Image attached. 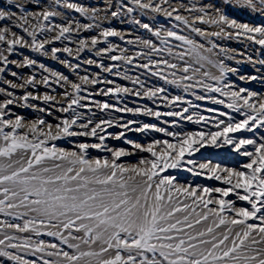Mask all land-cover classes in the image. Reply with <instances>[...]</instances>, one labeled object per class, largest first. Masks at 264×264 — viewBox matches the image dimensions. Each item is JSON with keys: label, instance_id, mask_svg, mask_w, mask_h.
<instances>
[{"label": "snow or ice", "instance_id": "1", "mask_svg": "<svg viewBox=\"0 0 264 264\" xmlns=\"http://www.w3.org/2000/svg\"><path fill=\"white\" fill-rule=\"evenodd\" d=\"M155 13L175 22L168 27L142 19ZM240 13L264 17V0L0 3V83L7 85L0 87V264H264V75L240 74L226 61L239 65L238 56L252 57L214 39L247 38L264 46V23L244 21ZM113 20H127L150 36L126 35L110 26ZM181 24L202 39L183 34ZM21 48L51 57L75 78ZM17 52L22 58L10 60ZM105 56L144 71L130 75L120 64H106ZM152 76L163 83H150ZM237 80H259L261 89ZM39 85L50 91L41 93ZM169 85L184 94H173ZM128 94L155 106L108 99ZM164 105L169 110L162 111ZM14 106L38 114L29 118ZM93 107L156 122L111 111L97 118ZM113 125L122 130L109 131ZM132 131L141 138L125 135ZM108 137L128 147H110ZM61 139L71 146H60ZM184 172L223 186L186 180Z\"/></svg>", "mask_w": 264, "mask_h": 264}, {"label": "rangeland", "instance_id": "2", "mask_svg": "<svg viewBox=\"0 0 264 264\" xmlns=\"http://www.w3.org/2000/svg\"><path fill=\"white\" fill-rule=\"evenodd\" d=\"M75 2L83 3L85 6H93V5H101L103 0H75ZM113 2L115 3V0H113ZM173 2H175V0H173ZM0 3H3V0H0ZM184 3H188V0H184ZM71 15L73 17L80 19L81 22H85V23L90 22L87 20V18L81 16L80 13L75 12V10H71ZM150 18H154L156 21H158L160 23H165L166 26H168V27H171L172 23L175 22L174 18L165 17L163 15V13L152 14V17H149L147 15L142 17V19H144L146 22ZM238 18H242L244 21H248V22L264 23V17H262L259 13H254V14L253 13H240V14H238ZM105 26H109V23L105 22ZM110 26H114V27H117L118 29L124 30L126 35H131L133 38L136 35L146 36V37L150 36L149 33L145 32L143 29L138 28V26H135V25L129 23L127 20H125L124 23H120L117 20H113V21H111ZM180 28H181V31L183 34H188L190 37H193V38L198 39V40L202 39L198 34L191 32V30L187 29L186 26H184L183 24L180 25ZM130 30H133V31H130ZM83 34L91 35V34H95V33L87 32V33H83ZM152 38L155 39V37H152ZM109 39L113 40L114 42H116L122 46L126 44L125 41L120 40L118 37H110ZM171 39H172L173 44L178 43L177 41H175L174 38H171ZM214 39L216 40L217 43H221L222 45H226L230 48L238 49V50H240V51H242V52H244L247 55L252 57V61H247L243 56H238V60L242 61V63H240L239 65H237V61H235V60L226 61V63H229L230 65H232L234 67H238L240 74L249 73V74H256L257 76L264 75V64H261V61H264V46H261L255 42H253V41H249V40H247V38H241L240 40H237L234 38L230 39V38H225V37H215ZM54 45L58 46V47L62 46L60 44V42H54ZM72 47L75 48V44H73ZM177 50L179 51L180 49H177ZM20 52H23L24 55H29L30 57H32L34 59L45 62L49 67L56 69L58 71H62L66 75H70L71 78H75V74L72 73L70 69H68L66 66L60 64L58 61L53 60L51 57H44L41 53L34 52V51H32L30 49H26V48H21ZM88 54L91 55V53H88ZM113 54H117V53L114 52ZM163 55L164 54H161L160 58H163ZM61 56H62V58L72 59V58L68 57L67 54H64V53H61ZM81 56L83 57V56H85V54L82 53ZM21 58L22 57L20 56L19 52L9 54L10 60H12V59L19 60ZM93 58H96V57L93 55ZM103 59H104V62L106 64L107 63L120 64L121 65V71H123L124 68H127L129 71V74L133 75V76H136L138 73L144 71L143 69L136 67V65H134V64H131V65L125 64L123 61H110V60H108L107 56L103 57ZM73 62H76V61L73 60ZM9 67H11L13 70L20 72L21 74L28 75V74L32 73V69L28 68L27 66L19 68V69H17L15 65H9ZM83 68L86 70H91L92 72L99 71V69L97 68L96 65L84 64ZM81 74L83 75L84 71H81ZM4 75L6 76L7 79H15L14 77L11 76L10 73L6 72ZM37 75L39 76V73H37ZM141 78H143V77H141ZM231 78L236 79L235 76H232ZM109 79H115L118 83H124V84H128L129 86H132L130 81L123 80L121 77L109 76ZM149 82L153 83V84L163 83V81H161L158 77H154V76L149 77ZM237 83H240L242 85L247 84L248 86H251L255 90L261 89V85H260L259 80L247 81V82H241V81L237 80ZM0 87H7V85L0 83ZM54 87H55V85H54ZM92 87H95V86H92ZM168 88H169V91L172 92L173 94H184L181 89H177L175 86L169 85ZM38 90L41 93H43L44 91H50V89H48L44 85H39ZM16 91L18 93H22L23 90L17 89ZM96 98L99 99L102 97L97 95ZM0 99H3L2 94H0ZM108 99L112 103H126V104H128L129 107L136 106L138 103L139 104H148L149 106H155L147 98L134 97L131 94H128L126 96L122 95L121 101H117L112 96H109ZM194 102L200 103V104H206L209 107L216 106V107H220V108H226L225 105H213L212 102H210V101H194ZM36 103L43 104L42 101H36ZM160 107H161L162 111L169 110V106L164 105V106H160ZM14 108H15V111L22 113V114H26L29 118H35V116L38 114L36 112V110L32 109L31 107L14 106ZM80 111L86 112L88 110L87 109H80ZM92 111H95L97 113V118L107 119L109 117V114L111 111L112 114H114L116 116H123L126 119L131 118V119H136L137 121L156 122L155 117H150V116L143 115V114L119 113V112H115V110L100 111V110L96 109L95 107H93ZM204 127H207V126L205 125ZM188 128H189V130H192V129L199 130V126H197V125H189ZM108 130L109 131H121L122 129H120L117 125H113ZM125 135L129 136L130 138H137V139L141 138V136H142L141 133H138L135 131L126 132ZM158 135L162 136L163 134H158ZM78 139H82V138H78ZM87 139L91 140L93 138H87ZM57 143L63 147H70L71 146L68 143V141H66L64 139H61ZM107 143L110 147L111 146L128 147V145L125 144L122 139L117 140V139H113L111 137H108ZM90 151H91L92 155H101V156L108 155L107 152H104V151H101L98 149H91ZM121 159H125V158L122 157ZM183 177L186 180L194 179L196 182L207 183L209 185L223 186L222 181H217V180L209 178V177H200V176L193 177L191 174H189L187 172L183 173ZM26 258L34 259L36 257L28 255ZM7 264H11V262L9 261V262H7Z\"/></svg>", "mask_w": 264, "mask_h": 264}]
</instances>
